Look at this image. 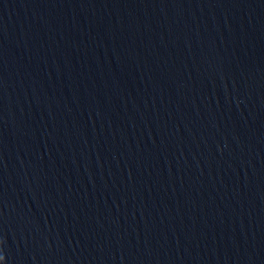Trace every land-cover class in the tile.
I'll use <instances>...</instances> for the list:
<instances>
[{
	"label": "water",
	"instance_id": "95a60500",
	"mask_svg": "<svg viewBox=\"0 0 264 264\" xmlns=\"http://www.w3.org/2000/svg\"><path fill=\"white\" fill-rule=\"evenodd\" d=\"M0 264H264V0H0Z\"/></svg>",
	"mask_w": 264,
	"mask_h": 264
}]
</instances>
